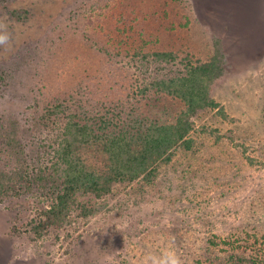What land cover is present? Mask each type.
I'll use <instances>...</instances> for the list:
<instances>
[{
    "label": "rangeland",
    "instance_id": "obj_1",
    "mask_svg": "<svg viewBox=\"0 0 264 264\" xmlns=\"http://www.w3.org/2000/svg\"><path fill=\"white\" fill-rule=\"evenodd\" d=\"M0 34V264H152L167 252L194 264L214 234L264 235V0H0ZM215 40L225 64L210 96L222 111L194 117L191 149L151 181L77 194L62 226L37 237L60 184L52 161L64 127L39 121L42 82L70 80L64 107L89 116L96 96L124 102L161 76L153 53H175L182 69L185 52L210 59ZM124 105L123 116L146 112ZM83 160L102 165L91 150Z\"/></svg>",
    "mask_w": 264,
    "mask_h": 264
},
{
    "label": "trees",
    "instance_id": "obj_2",
    "mask_svg": "<svg viewBox=\"0 0 264 264\" xmlns=\"http://www.w3.org/2000/svg\"><path fill=\"white\" fill-rule=\"evenodd\" d=\"M153 57L161 65L160 70L165 71L161 76L135 84L124 102L111 101L108 96L104 100L90 98L93 108L89 116L71 114L64 107L66 96H72L68 89L70 80L53 75L38 88V96L48 99L47 116L39 121L63 118L64 127L52 161L60 184L52 189L54 202L39 213L40 222L32 228L37 237L49 228L62 226L77 194L102 198L117 184L151 181L161 165L171 162L177 149H191L195 116L208 110L222 111L210 96L211 86L224 73L219 41L215 40L213 56L205 61L185 52L180 60L182 69L176 70L177 57L173 52H155ZM166 64L171 67L169 71ZM86 92L92 93L90 84ZM124 103L130 104L131 111L144 107L146 112L123 116ZM90 150L101 157L100 167L92 168L83 160ZM239 233L231 240L211 236L204 252L194 255V264H264V235L257 237L243 229Z\"/></svg>",
    "mask_w": 264,
    "mask_h": 264
},
{
    "label": "clouds",
    "instance_id": "obj_3",
    "mask_svg": "<svg viewBox=\"0 0 264 264\" xmlns=\"http://www.w3.org/2000/svg\"><path fill=\"white\" fill-rule=\"evenodd\" d=\"M9 37L6 34H0V45L8 42ZM152 264H180L179 258L172 252H167L162 258L150 257Z\"/></svg>",
    "mask_w": 264,
    "mask_h": 264
}]
</instances>
